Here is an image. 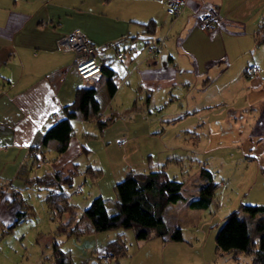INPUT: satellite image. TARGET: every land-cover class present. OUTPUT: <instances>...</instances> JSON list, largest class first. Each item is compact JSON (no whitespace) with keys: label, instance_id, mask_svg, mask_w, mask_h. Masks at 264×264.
Listing matches in <instances>:
<instances>
[{"label":"crops","instance_id":"1","mask_svg":"<svg viewBox=\"0 0 264 264\" xmlns=\"http://www.w3.org/2000/svg\"><path fill=\"white\" fill-rule=\"evenodd\" d=\"M211 7H217L221 17L219 22L209 29L199 27L198 17ZM169 16L166 0H0V183L7 178L22 177L27 172V155L43 152L38 144L45 130L65 116L63 105L74 99L76 86H95L100 108V88L101 92L110 95L103 72L97 78L84 82L70 76L74 73V51L59 47L58 40L74 29H80L96 45H105L104 63L117 71L118 81L125 78L127 70L130 73L126 77L136 69L141 84H150L152 76L159 75V68L144 62H159L161 72L166 70L165 76L170 77L166 84L193 80L202 81L204 86L207 81L200 90L204 96L199 97L196 103V107L202 110L184 117L190 119L187 126L206 123L210 126L212 144L228 143L237 149L241 147L238 150L246 162L258 159L257 173L258 167L264 168V42L255 44L253 33L264 22V0H186L181 13L177 17L170 16L173 21L169 31L173 28L177 31L173 48L170 41L166 42L158 34V28L167 23ZM150 19L156 24L155 30L145 33L141 22ZM155 31L157 36L153 38ZM136 38H142L146 44L148 41L158 43V50L151 54L147 47L145 53L138 50L129 58H116L117 52L134 44ZM257 45L259 52L256 51ZM108 46L113 51L107 50ZM113 61H119L122 75L113 66ZM248 63L258 64L260 69L247 74ZM197 77L202 79L198 81ZM250 112H253L252 120ZM76 116L83 118L80 111ZM83 145L78 143L72 132L67 149L57 155L52 163L53 169L47 172L53 175L54 170L71 169L75 163L74 155L82 147L86 148ZM169 160L168 157L159 163L149 155L137 170L164 168L171 176L166 167ZM155 163L159 165L153 167ZM202 167L210 170L214 178L217 170L206 163ZM123 175H116L112 179L113 185ZM204 181L203 178L199 184ZM197 188L189 195L183 191L181 202L177 200L166 205L164 220L169 231L175 227L182 228L178 214L188 205V200L198 194L199 185ZM99 194L104 197L103 193ZM114 196L115 202L117 192ZM104 199L108 212H114L109 209L108 198ZM13 212V207H7L1 216L8 220L13 218ZM81 228L98 233L84 214L76 230ZM117 233L125 240L124 230L118 228ZM109 235L108 241L116 237L110 232ZM151 236L166 239L164 244L163 240L160 241L162 250L168 245L167 240L184 241L185 237L183 232L181 240L170 239L168 233ZM108 241L106 249H109ZM153 253H156V248ZM116 258L120 263L119 256L115 255ZM92 263L97 264L95 259Z\"/></svg>","mask_w":264,"mask_h":264},{"label":"rangeland","instance_id":"2","mask_svg":"<svg viewBox=\"0 0 264 264\" xmlns=\"http://www.w3.org/2000/svg\"><path fill=\"white\" fill-rule=\"evenodd\" d=\"M170 16L167 23L159 25L162 27L158 28V34L166 42L170 41L173 48L177 31L175 28L169 31L173 21ZM155 36L156 31L153 38ZM134 44L139 53H145L149 45L142 38H136ZM257 46L256 51L259 52L260 47ZM107 50L113 51L111 46ZM118 63L113 61V66L122 75ZM144 64L159 68V75L152 76L150 84H141L135 69L131 75L119 79L118 83H121L113 96L101 92L100 88V116L104 120L109 118L106 125L100 127L96 119L80 116L71 119L74 137L87 149L81 148L74 155L77 170L72 183H64L63 188L69 193L79 215H83L87 201L99 193L108 198L109 209L115 210L116 191L112 179L124 174L125 169H140L139 164L152 155L159 163L169 157L167 170L171 177L175 175L184 181L185 195L198 189L199 181H202L199 174L201 165L206 163L217 170L214 178L220 185L211 204L203 208L185 205L178 214L184 241L167 240L164 250L160 241L163 240L164 244L166 239L153 236L137 239L133 227H115L98 230V233L81 228L69 235L58 231L59 223L52 217L45 198L51 187L35 180L53 169L57 152L56 140L51 139L47 146L41 148L43 152L27 155V172L22 177L7 178L0 183V203L5 206L2 208L0 205V264H56L52 238L65 252L64 264H93L92 260H98V255L106 249L109 232L117 236L118 228L125 231L127 255L119 256L120 263L116 258L111 264H251L252 254L249 253H241L238 259L233 258L229 251L217 253L215 233L226 213L241 202L264 204V168L258 167L257 173L258 159L246 162L247 159L238 150L241 147L237 149L228 143L212 144L210 126L206 123L187 126L189 114L202 110L196 107V103L199 97L204 96L200 90L207 81L204 86L202 81L193 80L166 84L170 77L165 76L166 70L161 72L159 62ZM70 76L78 82L85 81L75 71ZM196 79L199 81L202 78ZM195 107L198 110H193ZM252 117L249 116L250 120ZM158 165L155 163L153 167ZM78 187L81 191L77 190ZM7 207H13V218L16 210L25 211V215L10 228L8 223L13 218L7 220L1 216ZM155 248L156 253H153ZM96 249L98 253H95Z\"/></svg>","mask_w":264,"mask_h":264},{"label":"trees","instance_id":"3","mask_svg":"<svg viewBox=\"0 0 264 264\" xmlns=\"http://www.w3.org/2000/svg\"><path fill=\"white\" fill-rule=\"evenodd\" d=\"M141 24L143 32H154L156 24L153 19ZM253 33L255 44L264 42V22L259 24ZM108 65L102 63V72L106 75V86L109 94L112 95L118 85V73ZM95 92L96 88L93 85L76 86L74 99L63 105L65 116L58 118L45 130L38 147L42 148L49 140L54 139L57 155L62 154L69 145L73 132L71 119L75 117L77 111L82 112L84 119H96L100 127L106 125L109 118L108 120L101 118ZM73 165L66 171L57 169L54 170L53 175L45 172L35 179L36 182L51 187L45 197L46 203L52 217L59 223L58 231L68 235L76 230L82 216L63 188L64 183H72L77 163ZM200 171V178L202 181L204 178L205 181L199 184L198 194L188 200L190 207H208L220 185L219 181L213 178L210 170L202 167ZM114 186L118 196L114 203V212H108L101 194L93 196L83 209V214L89 218L95 230L133 227L137 239H146L153 234L163 236L167 233L170 239H183L181 228L175 227L169 231L164 220L166 205L184 198L182 179L169 176L164 168L148 171L127 169ZM24 215L25 211L16 210L8 227H13ZM51 240L55 263L64 264L65 252L57 240L53 238ZM108 247L117 256L127 253L125 240L120 235L110 239ZM215 250L217 253L229 251L235 259H238L241 253H249L252 254L251 264H264V204L241 202L235 209L226 213L215 233Z\"/></svg>","mask_w":264,"mask_h":264},{"label":"built area","instance_id":"4","mask_svg":"<svg viewBox=\"0 0 264 264\" xmlns=\"http://www.w3.org/2000/svg\"><path fill=\"white\" fill-rule=\"evenodd\" d=\"M185 2L186 0H166L167 13L172 17H177L181 13ZM220 18L217 7H211L198 17L197 24L201 28L209 29L214 27ZM147 44H149V52L154 53L157 51L158 43L150 44L148 42ZM58 45L63 49L74 51L73 69L80 79L97 78L102 73L105 46L93 43L80 29H74L60 37ZM137 51L136 44H129L126 48L117 52L116 58L123 60ZM259 69L260 65L255 63L246 65L247 74H253ZM129 73L130 71L127 70L126 75ZM77 190L81 191V187H78ZM114 257L115 254L110 249H106L98 255L97 264H109Z\"/></svg>","mask_w":264,"mask_h":264}]
</instances>
